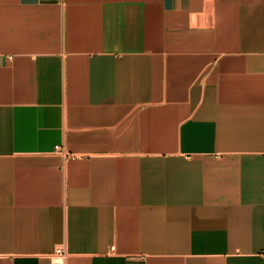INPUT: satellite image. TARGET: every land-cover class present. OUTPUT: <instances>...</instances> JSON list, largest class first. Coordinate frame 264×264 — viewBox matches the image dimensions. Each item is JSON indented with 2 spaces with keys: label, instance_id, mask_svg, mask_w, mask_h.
Here are the masks:
<instances>
[{
  "label": "crops",
  "instance_id": "1",
  "mask_svg": "<svg viewBox=\"0 0 264 264\" xmlns=\"http://www.w3.org/2000/svg\"><path fill=\"white\" fill-rule=\"evenodd\" d=\"M58 248L264 264V0H0V264Z\"/></svg>",
  "mask_w": 264,
  "mask_h": 264
},
{
  "label": "built area",
  "instance_id": "2",
  "mask_svg": "<svg viewBox=\"0 0 264 264\" xmlns=\"http://www.w3.org/2000/svg\"><path fill=\"white\" fill-rule=\"evenodd\" d=\"M57 151L60 152L61 154H63L64 156H67V154L65 153V151L60 148L57 147ZM55 261L53 262V264H65V257H66V253L63 249L58 248L56 251V255H55Z\"/></svg>",
  "mask_w": 264,
  "mask_h": 264
}]
</instances>
